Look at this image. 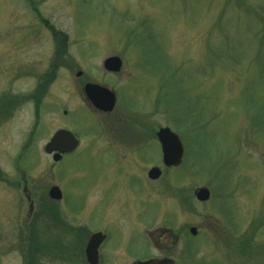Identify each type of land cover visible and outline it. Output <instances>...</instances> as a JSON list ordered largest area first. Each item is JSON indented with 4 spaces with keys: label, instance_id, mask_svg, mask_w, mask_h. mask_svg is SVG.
Instances as JSON below:
<instances>
[{
    "label": "rangeland",
    "instance_id": "374dc122",
    "mask_svg": "<svg viewBox=\"0 0 264 264\" xmlns=\"http://www.w3.org/2000/svg\"><path fill=\"white\" fill-rule=\"evenodd\" d=\"M87 83L116 94L111 113ZM2 97L23 99L0 120V264H88L97 232L99 264H264V0H0ZM163 128L178 168L162 164ZM59 130L79 147L55 163ZM56 218L70 227L57 244Z\"/></svg>",
    "mask_w": 264,
    "mask_h": 264
},
{
    "label": "water",
    "instance_id": "95a60500",
    "mask_svg": "<svg viewBox=\"0 0 264 264\" xmlns=\"http://www.w3.org/2000/svg\"><path fill=\"white\" fill-rule=\"evenodd\" d=\"M107 71L118 73L122 68V62L119 58H110L106 60L104 64ZM82 74L79 73L78 77ZM85 94L93 106L101 112L110 113L113 111L116 98L114 93L110 92L106 88L97 85H87L85 87ZM158 140L161 144L163 163L167 167H178L183 159L184 150L183 146L174 133L170 129H161L157 134ZM78 146V141L74 136L66 131H59L53 137L51 142L46 146L45 152L47 154H58L54 157L55 161H59L60 154H69L73 152ZM161 176V171L154 168L149 173V178L156 180ZM195 196L200 202H207L210 199V192L207 188H200L195 192ZM50 197L55 200L62 198L61 192L58 188H53L50 191ZM33 211V207H30V214ZM192 235H196L197 231L195 228L190 230ZM105 236L102 234H95L90 238V241L86 247V258L89 264L99 263V248L105 240ZM133 264H174L170 259L154 260L146 263H133Z\"/></svg>",
    "mask_w": 264,
    "mask_h": 264
},
{
    "label": "flooded vegetation",
    "instance_id": "af4514ba",
    "mask_svg": "<svg viewBox=\"0 0 264 264\" xmlns=\"http://www.w3.org/2000/svg\"><path fill=\"white\" fill-rule=\"evenodd\" d=\"M4 97H2V99L0 100V120L2 121L3 119H5L6 117H8V114H9V112H11V114H13L14 113V108L15 107H18L19 105H20V103L22 102V99H23V97H22V99H9V100H6V99H3ZM7 98V97H6ZM32 99H33V101H36L38 98L36 97V96H33L32 97ZM36 103V102H35ZM65 115H66V113H65ZM65 157V156H64ZM63 157V158H64ZM21 182L23 183V185H24V188H23V194H24V189H25V186H26V184H27V182L25 181V179H24V175L23 176H21ZM28 221H25V220H23L22 222H21V228L22 229H25L26 228V223H27ZM57 222V223H56ZM56 222L54 223V225H53V227H52V231H54V230H57V231H54L55 233H52V237H51V240L55 243V244H57L58 242L56 241L57 239H58V236L59 235H66L67 233H65V231L67 230V228H68V231H69V229H70V227L68 226V224L65 222L64 223V221H61V223H58V220H57V218H56ZM70 232V231H69ZM53 237H54V239H53ZM109 241V235H106V240H105V242L103 243V244H105L106 242H108ZM51 244V243H50ZM52 247H54V248H56V246L54 245V246H52Z\"/></svg>",
    "mask_w": 264,
    "mask_h": 264
}]
</instances>
